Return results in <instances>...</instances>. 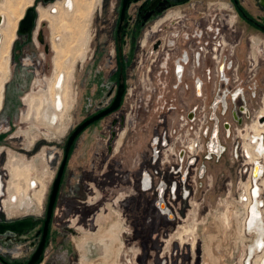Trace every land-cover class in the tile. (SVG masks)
Listing matches in <instances>:
<instances>
[{
    "label": "rangeland",
    "instance_id": "rangeland-1",
    "mask_svg": "<svg viewBox=\"0 0 264 264\" xmlns=\"http://www.w3.org/2000/svg\"><path fill=\"white\" fill-rule=\"evenodd\" d=\"M31 1L26 0L22 5L25 7ZM54 1L58 0L48 2L34 0L30 6L36 9V6L42 4L55 9ZM198 1L219 2L220 7H228V0H192L190 3L171 6L165 15L173 14L170 19H175L185 9L195 18L198 15L196 9L199 8L193 9L191 3L197 4ZM258 2V0H241L242 5L252 15L261 12ZM94 3L95 0H74V9L71 13L69 12L70 15L66 16V21L62 22L63 25L68 24L70 27H64L55 34H59L58 42L62 41L61 45L70 44L68 51L72 43H75L73 44L75 47H79L84 41L87 14ZM119 6L120 0H98L95 4L89 23L91 38L86 57L83 60H77L74 68L71 84L74 101L71 106L69 105L66 114L53 122L55 126H59L58 129L56 127L48 129L42 124L40 126L35 123L29 124L28 121L20 122L22 111L28 107L23 102V95L25 98L32 91L33 86L35 89L39 88L33 84L36 78L48 76L53 79L55 75V52L52 50L53 29L49 21H42L38 30L42 31L44 41L40 42L37 38L38 30L34 34L36 23L29 34L18 33L17 27L16 37L11 47V73L5 83L0 108V147H2L0 173H2L3 182L8 184V181L12 179L10 162L13 153L8 154L10 148L23 153L28 158H25L28 163L36 161V169H31L34 178L39 182V186L35 189H41L43 186L47 188L40 206L30 214L37 220L36 226H40L45 215L48 193L56 167L63 155L62 148L66 136L75 123L110 100L107 90L117 80L116 72L111 73L118 65L114 45ZM59 7V17H61L68 9L62 4H59ZM136 7L137 4H131L130 13L134 14ZM230 18L235 21V24L244 26V23L239 22L232 12ZM35 20L37 22V15ZM150 25L152 28L155 27L154 22ZM246 27L248 33L254 32L253 28ZM147 31L148 28L145 25L143 32ZM251 36L264 39L262 34H258L257 37ZM45 43L49 45L48 50H45ZM147 48V46L139 47V53L142 49L143 53H146ZM243 54L244 51L241 50L240 59ZM64 59H66L65 56L62 57V61ZM140 59L132 61L130 57L124 66L126 91L120 105L77 136L69 152L65 174L53 207L47 242L42 258L37 264H108L113 260L112 255L104 259L105 247L99 243V237L92 236L98 234L100 230L102 233L106 232L114 221L123 225L122 245L115 262L112 261L110 264H208L210 260L207 259L208 251L212 248L215 252L218 248L220 249L223 263L240 264L241 262L243 264L246 241L250 243L249 240L251 241L252 237L251 234L246 235L243 232L244 213L237 217L239 219L234 220L229 229V235L224 233L223 228L221 230L219 221L224 220L225 213L238 209L239 204L241 206L240 201L244 193L241 192L238 200L239 190L236 185L246 181L242 178L238 179L237 164L231 161L225 150L221 156L210 159L201 155L200 159L206 166L204 175H188L187 182L181 181L182 184H177L174 193L169 192V183L177 179V176L168 171L167 159L170 158V152H166L164 146H159L156 152L151 140L153 135L164 134L165 129L167 135L171 130L173 131V127H176L178 132L183 127L182 122L180 123L181 117L178 118L181 110L175 99L171 103L176 107L172 109L167 108L168 103H161L162 96L158 102H155L160 87H164L162 83L167 74L160 73L163 68L161 65L157 67V73L150 75L151 64L147 62V57L143 56L141 63ZM155 74H157L156 77ZM172 80L175 81L174 78ZM43 85H46L45 82ZM152 94L155 96L154 100H152ZM173 96L184 97L183 89H174ZM194 100L196 99L192 98L191 101L194 102ZM139 102L141 105L138 107ZM162 104L164 107H161ZM123 112L127 122L126 127H120L118 122ZM114 119L118 120L116 124L113 123ZM20 126L24 128L28 126L25 129L28 130V138L24 134L17 133ZM38 127L41 129L39 130ZM114 128L115 135L116 133L118 135L113 138L114 146L111 152H108L106 144L111 140ZM175 135L174 131L170 134L172 140ZM156 153L158 156L154 160L153 155ZM145 170L150 171L153 176L154 185L148 190L141 188L142 174ZM161 171L164 173L161 174ZM161 176L167 183L162 198H164V204L173 213L171 217L162 213L156 205L158 200L156 183L160 181ZM88 184H91L95 191L89 189ZM4 191H6L5 198H10L5 184ZM31 197L36 205H39L33 189ZM262 198L264 200V197ZM92 199L93 201L97 199L96 203H91ZM96 205L101 207L91 221L88 216ZM1 206L0 220L2 221L27 215L25 212L11 214L3 208V205ZM104 215L112 216L110 222L102 219ZM73 220L76 222L74 223ZM36 226L20 234L8 231L0 233V253L7 259L27 255L34 247L33 241L37 240L34 232ZM206 232H211L215 239L218 236V239L207 236L209 234ZM6 235L9 237H5ZM230 235L233 237L246 235L247 238L245 242L242 240L235 244L236 238L233 240ZM80 244H83V247ZM255 258L254 256V261L252 258L251 264H258ZM0 264L6 263L0 259Z\"/></svg>",
    "mask_w": 264,
    "mask_h": 264
},
{
    "label": "flooded vegetation",
    "instance_id": "flooded-vegetation-1",
    "mask_svg": "<svg viewBox=\"0 0 264 264\" xmlns=\"http://www.w3.org/2000/svg\"><path fill=\"white\" fill-rule=\"evenodd\" d=\"M7 1L8 0H2V2L0 3V15H2L4 18L3 23L0 25V33H1V41H0V108H1L2 102H3L5 83L8 79L7 78L8 75H10V73H11V47H12V43L16 37V30H17L19 21L24 16L25 9H27L26 7H29L34 2V0H32L25 7L22 4L19 6V9H21V11H23V15L21 16V18L17 22V27L14 31V36H13L14 38L12 39L13 41L10 43L8 48H6L4 46V30L6 29L7 24H8ZM65 1L66 0L54 1L55 2L54 6L56 7L54 10H53L54 7L48 8V6H43V5L38 6V16H37V22H36V28L34 30V34L39 29V25L42 21L43 22L44 21L50 22V27H52V29H53V37H54L53 41H52V50H53V52H55V58H54L55 75H54L53 79H51L52 77L49 78L48 76L47 77L45 76L46 77L45 81H44L45 77L44 78H40V77L36 78L33 84H36V86H39V88L35 89V87L33 86L32 91L29 92L25 98H24L25 95H23V97H22L24 104H26L28 107H27V109H24L22 111V114H21L22 119L20 120V122H27L28 121L29 124L35 123V125H38V126H40V124H42L43 126H45L48 129H52L54 127H56L57 129L59 128V126H55V124H53V122L57 118L61 119L62 116L64 114H66V112L69 108V105L71 106L73 101H74V93H73V89H72V85H71L72 79L74 77V68H75L77 60H79V59L83 60L86 57L87 49H88L90 38H91V33L89 31L90 30L89 29V23H90L91 16H92L94 8H95V4H96V2H98V0H95L93 7L88 11L87 19H86L84 41L81 42V45L79 47H77V46L75 47L74 46L75 43H72L71 49H69L68 52H65L66 47H67L66 44L61 45L62 41L58 42L60 40L59 34L55 35L56 33H59L56 31V27L58 25V19L57 18L59 17V13H60L59 4H62V5H64L65 8L69 9L70 13L74 9V0H72L73 1L72 7H67L65 5ZM191 1L192 0H184L182 2H173L171 0H130L127 3L125 13L123 15V19L120 22V16H121L120 9L122 6V0H120V6H119V11H118V17H117V25H116V30H115L116 44L114 45L115 56H116L118 65L115 68V71H113L111 73V74H114L116 72L117 80L115 83H112V85L107 90V94L110 96V100L105 105L100 107L99 109L88 114L85 118H87V117L93 115L94 113L98 112L99 110L107 107L111 103V101L113 100L114 96L116 95L117 90L119 88V83H122L123 84V86H122L123 90H122L121 99L119 102V105H120V103L124 97L125 91H126L124 66L130 57L132 58V61L133 60L137 61V60H139V58L142 59L143 56H146L148 59L147 62H149L151 64L149 66L150 75L152 73L156 72V66H158V64L160 62H161V65L164 67L171 65L172 71H171V73H166L167 77L165 76L166 78H164V79L167 80L170 78V80H172V78H175V81L177 83H179L181 81V83L183 85L182 87L183 88L185 87L183 90V94H184V97H185V100L187 101V103H189L190 105L196 103V101L198 100V96L194 92L195 87H196V90H197V88H199L200 91L206 87H205V84L203 83V80L200 77V75H197V78L194 77V79H193L190 77V73H188L189 72V65H188L189 53L187 51V45H188V43H191L192 41L189 40L187 36H189L188 33L191 32L192 30H191L190 24H187L185 21L188 20V15L190 14V12L188 10L184 9L183 12L180 13V15L178 14L176 16L175 19L174 18L170 19V16H172L173 14H169L170 16L165 15V12L170 10L171 6L180 5V4H184V3H190ZM54 2H52V3H54ZM52 3H50V4H52ZM131 4H137V7L134 8V11H135L134 14L130 13V11H129V7ZM191 4H192L193 9H194V7L199 8V9H196V11L198 12V14H202V15H200V18H201V21H204L205 23L210 22L212 24H214V23L217 24L219 20L224 21L225 17L230 15V13L232 12V14H234V17H236L239 20V22L244 23V26H242L241 24H239V25L234 24V26H236V28L234 30V35L236 37H241L243 40H245L244 37H248L254 43L256 42L257 46H254V47H258V48H256V51L261 53V54H264V51H263L264 39L255 38V37L251 36V35H255L257 37L258 34L264 35V28H263L264 27V7H262L259 4V2H258V6L260 7L261 12H260V14H257V15H252L242 5L241 0H228V7H226V8H224L222 6L220 7L219 2H206L205 3V2L198 1L197 4L196 3H191ZM38 20H39V24H38ZM156 20L159 21L158 24H156ZM167 21L169 23H167ZM153 22L155 23L154 28H152L150 25ZM0 23H1V20H0ZM145 25L148 28V31L146 33L143 32ZM246 26L253 28L254 32L248 33ZM173 30H177V33H179V34H177L176 38L171 39V37L173 36ZM150 31H152V32L150 33ZM127 35H128V38H127ZM34 41H36V37H34ZM72 46H73V48H72ZM146 46L148 47L146 50V53H143L144 52L143 49L140 50V53H139V47L143 48ZM50 47H51V44H50ZM48 48H49V45H48ZM62 51H64V52H62ZM64 56L66 57V59H64L62 61V57H64ZM177 56L180 57L179 63L177 62L178 63L177 69L180 71V76L178 75V72H177V74L176 73L174 74V69H173L174 68L173 65L176 64V62H174V59ZM237 56H238V58H240L239 52H238ZM141 59H140V61H141ZM61 66L63 68H61ZM154 66H155V68H154ZM196 71H197V73L198 72L200 73V69H197ZM61 75H63L62 83H60V76ZM49 79H51L50 84H49ZM70 79H71V83H70ZM160 79H163V78H160ZM165 80L163 82H165ZM184 81L186 82V84H184ZM43 82H45V84H46L45 86L43 85ZM168 87H169L168 91L170 92V95L173 96V88H174L173 85L168 84ZM165 89L166 88H164V87L163 88L160 87L159 92L164 91L162 98H161V103L165 102V104H166L168 102V100H167L168 96L166 95L167 92H165ZM58 98H60L62 101V109L58 108ZM192 98H194L196 100H194V102H193V101H191ZM155 102H158V100H155ZM162 106H163V104L161 105V107ZM161 107H159V108H161ZM111 111H113V110H111ZM107 114H105V115H107ZM103 116L98 117L97 119L89 122L78 132V134L75 136L73 142L71 143V145L69 147L68 155H69V152L71 151V149L73 148V145H74V142H75L77 136L85 128H87V127L95 124L96 122H98ZM85 118H83L80 121H78L77 123H75L72 126L68 135L66 136L65 141H64V145L62 148L63 155H62L61 160L59 161V163L56 167V171H55V175L53 176V179L55 178V176L57 175V172L59 171V168H60L63 156H64L65 146H66L69 135L76 128V126L81 121H83ZM124 118H125V113L123 112V113H121V115L119 117V121L117 119H115L114 124H116L118 121L120 127L124 126L125 125V119ZM251 127H253V130L255 131V133H258V134H254L255 136L260 135V132H259L260 126H256V124H254V125H251ZM26 128H24L23 126H20L17 133L19 135L24 134L27 136L28 130H25ZM38 129L40 130L41 127L40 128L38 127ZM113 131H114V133L111 136V140H109L106 144V146H107L106 148H107L108 152H111V149L113 148L112 146H114L113 142H112L113 138L117 137V135H118L117 133L115 135V131H116L115 128L112 130V132ZM245 134L247 136H249L248 131H246ZM27 138H28V136H27ZM251 145L252 144L248 140H245V147L247 148L248 154L250 156V160H254L255 158L253 157V154H255V152L254 151L252 152V150H251L252 146ZM1 151H2V147H0V152ZM9 153H13V158L10 162L11 167H12L10 170L12 173V179L9 180L8 184H7V182L6 183L3 182L2 173H0V180L2 183V185L0 187V210L2 209L1 205H3V208L6 209L7 211H9V213H11V214H15V213L20 214L23 212L32 213L34 210H36V208L38 206H40V203L42 202V198L45 196L44 195L45 190L47 188L43 186V188H41V189H34V196L37 200V203L39 202L38 203L39 205H36L33 198L31 197V190H32L31 189V181H34L32 183L37 184V181L34 178V174L31 173V169H33V170L36 169V161L34 160L32 163H28V160H26L28 158L25 157V155L23 153L13 151L11 148L8 151V154ZM68 155H67V158H68ZM67 158H66L65 164L63 166L61 176H60V181H59V186H58L57 194L55 197V201L57 199L60 183L62 181L63 175L65 174ZM262 181H264V180H262ZM4 184L7 186V191L10 194V198H5L6 197V191H4ZM88 185L89 186H87V187L89 189H91L92 191H95L91 184H88ZM158 190H159V187H158ZM1 196H2V198H1ZM242 198H243V195H242ZM55 201H54V204H55ZM82 201H84V200H82ZM96 201H97V199H95V201H93V199H92L91 203H94V202L96 203ZM54 204H53V207H54ZM249 204H250V202L241 204V206L239 204L238 209L240 211L238 209L234 210V211L232 210L233 214L244 213V215H245L247 206ZM100 207H101V205H96L94 207V209L89 213L88 218L90 220L94 218L93 215L98 211V209ZM52 212H53V210H52ZM75 215L78 216L77 213H75ZM25 216H27V215H25ZM30 216H32V215H30ZM22 217L23 216L18 217V218H10V219H6L4 221L17 220V219L22 218ZM44 218H45V215L41 220L40 226H36L37 220L33 217L34 221H33L32 227H30L28 229H24L22 232H20V233L26 232L30 229H33L36 226V229L34 230V232H35L37 240L33 241L32 244L34 245V247L30 250V253L28 255L24 254L21 257H15V258H10V259H7L4 255H2L0 253L3 260L5 261L4 263H6V264H19V263L27 262V260L30 258L31 254L34 252V250L36 249V247H37V245L41 239L42 228H43V224H44ZM111 218H112V216L109 217L107 215H104L102 219L105 222H110L109 220H111ZM51 219H52V215H51L50 221L48 223L47 233H49L48 230L50 228ZM0 221H2V220H0ZM75 222H76V220L74 221V223ZM122 227H123V225L120 222L114 221L111 223V226L109 227V229L106 230V232L102 233V230H100L101 233L99 232L98 234L96 233L95 235L92 236V237H96V238L99 237V243L105 247V255L106 256L104 257V259L107 256L110 257V254L113 252L114 254L113 253L111 254L113 257V260L112 259L111 260L113 262H115V260H116L115 258L117 257L118 253L120 252L121 245H122V239H121ZM6 231L17 234L16 232L9 230V229H7L3 232H0V233H4ZM117 236H118V238H117ZM5 237H9V235H6ZM112 238L116 241H114ZM46 242H47V234H46L45 244H46ZM91 242L88 244L90 245ZM242 242H245V235H244V241H242ZM45 244H44V247H45ZM80 246L83 247V244L82 245L80 244ZM44 247H43V251H44ZM90 249H91V245H90L89 250ZM110 249H112V250H110ZM43 251H42V253H43ZM213 251H214V249H213ZM41 258H42V254H41ZM112 261L108 262V264L112 263Z\"/></svg>",
    "mask_w": 264,
    "mask_h": 264
},
{
    "label": "built area",
    "instance_id": "built-area-1",
    "mask_svg": "<svg viewBox=\"0 0 264 264\" xmlns=\"http://www.w3.org/2000/svg\"><path fill=\"white\" fill-rule=\"evenodd\" d=\"M200 15L202 14H198L195 18L188 15V20L185 21L190 24L192 30L187 36L192 41L187 45L188 73L193 79L200 75L206 88L197 92L195 87L194 92L198 96V100L190 105L185 97L171 96L168 91V84L173 85V90L181 88L184 90L185 87H182L181 81L177 83L169 78L162 83L168 96L167 108L176 107L171 103L175 99L181 110L178 115L179 119L181 117L180 123L182 117L187 119L188 124L180 133L183 136H195L196 144L194 142V148H191L187 142L188 138L179 139L180 133L176 132V127H173L174 134H176L173 140L170 136L173 131L171 130L167 135L165 129L164 134L159 135L158 133L152 136L155 138H152L151 144H154L156 152H158L159 146H164L166 152L170 150L167 167L170 173L177 176V179L172 180L168 188L170 193H174L177 184L181 185V181L187 182L190 175L202 176L200 172L204 163L200 158L201 155L204 158L208 156V152H204V144L206 145L211 138H214L219 144L220 151L218 155L214 152L212 154L219 157L226 150L231 161L237 164L238 179L242 178L247 183L241 181L236 185L239 190L237 199H240V194L243 192L242 200L244 202L258 198L260 199L259 206L264 207L262 198L264 197V185L261 180L264 174V111L261 110L264 106V54L256 51L258 48L254 47L257 46L256 42L254 43L248 37H244L245 40H243L234 35L236 26H234L235 21L230 18V15L226 16L224 21L219 20L217 24L201 21ZM177 34H179L177 30H173L171 39L176 38ZM239 46L244 51L241 59L237 56ZM179 58L177 56L174 59L176 62L173 65L174 74L179 71L177 69ZM158 66H161V62ZM158 66H156V73ZM162 67L160 73H171V65ZM197 69H200V73H197ZM184 84H186L185 81ZM153 88L156 89L155 86ZM163 93L164 91L159 92L156 99L159 100ZM154 99L155 96L152 97V100ZM138 101L140 100L138 99ZM140 105L139 102L137 106ZM255 122L256 126H260V135L256 136L254 134L258 133H255L251 127ZM246 131L249 132V136L245 134ZM245 140H249L252 144L251 150L255 152L254 160H250V156L244 148ZM165 151L164 153H166ZM157 156V153L153 155V159L156 160ZM256 163H259L260 167L255 173ZM163 173L164 171H161V174ZM162 183L164 184L163 196L167 183L161 176L160 181L156 183L157 189ZM183 189H185V184H183ZM162 196L160 195V201L164 202ZM160 197L158 196V198ZM243 231L246 235L253 233L247 229ZM247 258L248 256L245 257V264H251V257L249 260ZM240 264L242 263L240 262Z\"/></svg>",
    "mask_w": 264,
    "mask_h": 264
},
{
    "label": "bare ground",
    "instance_id": "bare-ground-1",
    "mask_svg": "<svg viewBox=\"0 0 264 264\" xmlns=\"http://www.w3.org/2000/svg\"><path fill=\"white\" fill-rule=\"evenodd\" d=\"M23 2H26V0H8L7 1V5H8V24H7L6 29L4 30V46L6 48H8L10 43L13 41L12 39L14 38L13 36H14V31H15V29L17 27V22L21 18V16L23 15V11H19V6ZM72 3H73L72 0H66L65 1V5L67 7H72L73 6ZM39 5H42V4H39ZM38 6H36L37 16H38ZM53 10H54V8H53ZM68 15H70L69 14V9L65 12V14L63 16L61 15V17H59V22H58V25L56 27V31L57 32L61 31L62 28H64V27H66V28L70 27L68 24H66V25L62 24L63 21H66V16H68ZM3 19H4L3 16L0 15V20H1L0 25L3 23ZM0 41H1V33H0ZM69 45L70 44H67V47H66L67 50H65V52L68 51ZM62 52H64V51H62ZM141 61H142V59H141ZM141 61H140V63H141ZM61 68H63V67L61 66ZM178 75L180 76V72L179 71H178ZM62 80H63V75L60 76V83H62ZM199 91H200V89L197 88V92H199ZM58 108L62 109V101H61L60 98H58ZM261 110L264 111V106H262ZM126 124H127V122L125 121V125ZM187 124H188L187 119L185 117H182V126L183 127L177 133H180L181 131H183L186 128ZM125 125L123 127H126ZM183 137L188 138V140H189V141H187V142H189L188 144H190L191 148H194V142L196 140V137L195 136H187V135L183 136V134H181V133L178 136L179 139H184ZM153 138H155V137H153ZM195 144H196V142H195ZM204 146H205L204 152H208V156L205 157L206 159L214 158L215 156L212 153L214 152V153H216L218 155V153L220 151L219 144L216 142V140L214 138H211L207 142L206 145L204 144ZM244 148H245L246 152L248 153L247 148L245 147V143H244ZM174 150H175V148H174ZM169 152H170V150H169ZM259 167H260L259 163H256L255 164V173L257 172ZM205 168H206V166H205V164H203L202 165V171L200 172L201 175H204V173H205L204 169ZM150 173H151L150 171L145 170L143 172V174H142L141 188L143 190L151 189L153 187V185H154L153 184V177H152V175ZM262 180H264V177L262 178ZM32 182H34V181H31V189L34 190L35 188H37L39 186V182H37V184H34ZM262 184L264 185V181H262ZM1 185H2V183H1V180H0V187H1ZM163 188H164V184L162 183V184L159 185V189L160 190L158 191V189H157V191L159 193L158 194L159 197H160V195L162 196ZM160 199H161V197L158 198V200L156 202V205L159 207V209L161 210L162 213L167 214V215H169L171 217L173 213L169 210V208L167 207V205L164 204L163 201H160ZM259 200L260 199L257 198V200L253 199V200L247 201V202H250V204L247 206V209H246V212H245V215H244V223H245V228L244 229H247V230H249L250 232H253V233H251L252 237H251V241L249 240L250 243H247V241H246L245 256H244V259H243V264H245V257L246 256H248L247 260H249L250 257H251V259H250L251 263H252V258H253V261H254V256H255L256 257L255 261L257 260L258 264H264V207L263 206H259V204H260ZM240 202L242 204L247 203V202H244L242 199H241ZM30 214L31 213H27V215H30ZM240 215L241 214H236V213L233 214V212L232 213H228V214L224 215V220L219 221L221 230L223 228V231H224V233L226 232V235H229L228 234L229 229H231L234 220L239 219L237 217H239ZM236 230H237V228H236ZM206 233H208V232H206ZM208 234L209 235H207V236H210L211 238L215 239V237L211 234V232L208 233ZM232 237L233 236L230 235L231 239L234 240L236 238V240H234L235 244H237V241H242V240L244 241V235H242V237H238L236 235L233 238ZM246 237L247 236L245 235V240H246ZM117 238H118V236H117ZM222 238H224V237H222ZM216 239H218V236H216ZM114 241H116V240H114ZM110 250H112V249H110ZM221 255H222V253H220V249L219 248H218L217 252L213 251V248H212L210 251H208L207 259H210L208 261V264H209V262H210V264H225V263L222 262L223 258H221Z\"/></svg>",
    "mask_w": 264,
    "mask_h": 264
},
{
    "label": "water",
    "instance_id": "water-1",
    "mask_svg": "<svg viewBox=\"0 0 264 264\" xmlns=\"http://www.w3.org/2000/svg\"><path fill=\"white\" fill-rule=\"evenodd\" d=\"M48 1H52V0H44V2H48ZM130 0H122V6L120 9V22L123 19V15L125 13V9L127 6V3ZM173 2H182L184 0H171ZM259 4L264 7V0H258ZM36 9L33 6L28 7L25 10L24 16L23 18L19 21L18 24V33L20 34H29L31 32V30L33 29V27L35 26L36 23ZM120 27V26H119ZM264 28V27H263ZM37 38L40 42H43V34L41 30H38L37 33ZM45 50H48V44L45 43ZM123 84L119 83V88L117 90L116 95L114 96L113 100L111 101V103L99 110L98 112L94 113L93 115L85 118L83 121H81L76 128L71 132V134L68 137L66 146H65V151H64V156L59 168V171L57 172V175L55 176V178L52 180L51 183V187L48 193V198H47V204H46V212H45V218H44V224H43V228H42V236L41 239L36 247V249L34 250V252L31 254L30 258L27 260V262L25 263H19V264H36L40 259H41V254L43 251V247L46 241V234H47V227H48V223L50 221L51 215H52V210H53V204L55 201V197L57 194V190H58V186H59V181H60V176L62 173V169L63 166L65 164L67 155H68V151H69V147L71 145V143L73 142L75 136L78 134V132L89 122L97 119L98 117H101L107 113H109L111 110H114L115 108L118 107L120 99H121V94H122V88ZM115 119L113 120L114 123ZM114 133V131L112 132V134ZM33 216L27 215V216H23L22 218H19L17 220H12V221H0V232H3L7 229L12 230L14 232L20 233L22 232L24 229H28L30 227H32L33 225Z\"/></svg>",
    "mask_w": 264,
    "mask_h": 264
},
{
    "label": "crops",
    "instance_id": "crops-1",
    "mask_svg": "<svg viewBox=\"0 0 264 264\" xmlns=\"http://www.w3.org/2000/svg\"><path fill=\"white\" fill-rule=\"evenodd\" d=\"M241 50H243V48L242 47H239L238 52H240Z\"/></svg>",
    "mask_w": 264,
    "mask_h": 264
},
{
    "label": "trees",
    "instance_id": "trees-1",
    "mask_svg": "<svg viewBox=\"0 0 264 264\" xmlns=\"http://www.w3.org/2000/svg\"><path fill=\"white\" fill-rule=\"evenodd\" d=\"M0 259L3 261V262H5L4 260H3V258H2V256L0 255Z\"/></svg>",
    "mask_w": 264,
    "mask_h": 264
}]
</instances>
